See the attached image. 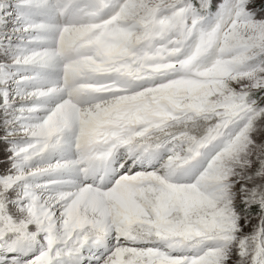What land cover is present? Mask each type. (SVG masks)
<instances>
[{
    "label": "snow or ice",
    "instance_id": "obj_1",
    "mask_svg": "<svg viewBox=\"0 0 264 264\" xmlns=\"http://www.w3.org/2000/svg\"><path fill=\"white\" fill-rule=\"evenodd\" d=\"M0 264H264V0H0Z\"/></svg>",
    "mask_w": 264,
    "mask_h": 264
}]
</instances>
